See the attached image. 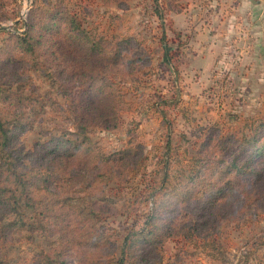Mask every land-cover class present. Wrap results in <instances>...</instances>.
Wrapping results in <instances>:
<instances>
[{
    "label": "rangeland",
    "instance_id": "1",
    "mask_svg": "<svg viewBox=\"0 0 264 264\" xmlns=\"http://www.w3.org/2000/svg\"><path fill=\"white\" fill-rule=\"evenodd\" d=\"M202 4L183 0L179 4L183 11L177 14L163 0L159 18L153 0H0V137L10 129L13 147L31 150L50 137H78L68 94L79 85L66 80L73 68L53 59L56 47L52 32L45 31L44 12L69 13L88 40L107 42L111 48L103 53L106 61L117 43L123 44L128 59L136 55L144 59L140 66H123L121 74L110 79L119 94L118 127L92 126L83 135L100 153L132 148L146 156L143 168L128 172L126 181L117 186V214L99 223L118 243L127 229L139 227L149 215L150 193L161 183L167 155L170 176L165 189L170 190L188 170L187 162L205 137H264V56L236 59L231 55L248 46L218 45L216 58L210 60L208 46L198 40ZM29 24L35 25L30 34L40 45L25 51L29 42L20 38ZM62 45L70 50L66 42ZM164 46L172 54L170 64L163 61ZM257 49L264 52L262 46ZM222 55L229 60L221 61ZM57 69L65 72L60 81ZM95 73L106 75L102 67ZM157 192L158 204L161 190ZM225 221L213 239L179 236L157 246L164 259L161 264H264L262 211L244 206L228 226ZM39 243L47 246L48 241L29 243L15 236L4 251L7 263L34 264ZM68 263L77 264L74 259ZM106 263L114 264L115 259L107 258Z\"/></svg>",
    "mask_w": 264,
    "mask_h": 264
},
{
    "label": "trees",
    "instance_id": "2",
    "mask_svg": "<svg viewBox=\"0 0 264 264\" xmlns=\"http://www.w3.org/2000/svg\"><path fill=\"white\" fill-rule=\"evenodd\" d=\"M153 1L162 18L163 0ZM165 1L172 5L171 11L183 10L179 5L183 0ZM43 15L48 19L45 31L52 32L56 47L53 59L66 61L73 68L66 80L79 85L68 94L78 137H50L27 150L13 147L10 129L3 132L0 264H8L4 251L17 235L29 243L48 241L47 246L39 243L34 264H69L70 259L77 264H107V258H114V264H161L164 259L157 246L168 239H213L220 232L219 223L226 219L228 226L231 216L244 206L254 205L264 214V137H205L187 162L188 170L182 171L178 185L170 190L165 189L170 157L162 161L161 183L150 193L153 205L142 225L127 229L120 243L106 234L99 223L117 214V186L126 181L128 172L143 168L146 156L132 148L100 153L91 138L83 135L92 126L118 127L119 94L110 79L120 75L123 66H140L144 59L139 55L128 59L123 44L117 43L106 61L103 53L111 46L88 40L74 16L59 9ZM34 26L29 24L20 38L29 42L25 51L40 45L30 34ZM64 42L70 50L62 47ZM163 61H173L166 46ZM101 67L105 76L95 73ZM58 75L60 81L65 72L59 69ZM157 190H161L158 204Z\"/></svg>",
    "mask_w": 264,
    "mask_h": 264
},
{
    "label": "crops",
    "instance_id": "3",
    "mask_svg": "<svg viewBox=\"0 0 264 264\" xmlns=\"http://www.w3.org/2000/svg\"><path fill=\"white\" fill-rule=\"evenodd\" d=\"M197 1L203 3L204 15V20L199 25L198 40H204L203 44L208 46L205 52L210 60L216 58L214 48L218 45L228 48L234 45L248 46L231 55L236 59L245 56L252 59L256 54L258 58L264 56V52L256 50L258 46H262L264 51V0H195ZM191 8L190 3L188 10ZM182 11L175 13L181 14ZM220 60H229V57L222 55Z\"/></svg>",
    "mask_w": 264,
    "mask_h": 264
}]
</instances>
